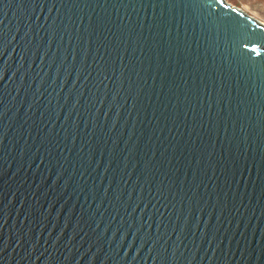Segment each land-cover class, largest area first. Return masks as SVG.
Masks as SVG:
<instances>
[{
	"label": "water",
	"instance_id": "water-1",
	"mask_svg": "<svg viewBox=\"0 0 264 264\" xmlns=\"http://www.w3.org/2000/svg\"><path fill=\"white\" fill-rule=\"evenodd\" d=\"M0 264H264V25L0 0Z\"/></svg>",
	"mask_w": 264,
	"mask_h": 264
},
{
	"label": "rangeland",
	"instance_id": "rangeland-1",
	"mask_svg": "<svg viewBox=\"0 0 264 264\" xmlns=\"http://www.w3.org/2000/svg\"><path fill=\"white\" fill-rule=\"evenodd\" d=\"M231 7L239 9L264 25V0H224Z\"/></svg>",
	"mask_w": 264,
	"mask_h": 264
}]
</instances>
